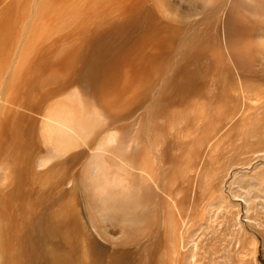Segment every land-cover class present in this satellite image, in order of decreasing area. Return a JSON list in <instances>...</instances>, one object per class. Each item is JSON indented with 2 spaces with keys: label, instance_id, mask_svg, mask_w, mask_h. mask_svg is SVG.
I'll return each instance as SVG.
<instances>
[{
  "label": "bare ground",
  "instance_id": "1",
  "mask_svg": "<svg viewBox=\"0 0 264 264\" xmlns=\"http://www.w3.org/2000/svg\"><path fill=\"white\" fill-rule=\"evenodd\" d=\"M5 5L0 264H183L195 161L241 146L264 180V0H87L51 40Z\"/></svg>",
  "mask_w": 264,
  "mask_h": 264
},
{
  "label": "rangeland",
  "instance_id": "2",
  "mask_svg": "<svg viewBox=\"0 0 264 264\" xmlns=\"http://www.w3.org/2000/svg\"><path fill=\"white\" fill-rule=\"evenodd\" d=\"M21 1L4 0L0 4V8H2L4 3L8 7L14 3L13 12L17 14L15 18L19 17L20 22L16 34L19 39L27 33H33L34 30L36 34L48 30L50 34L44 38L51 40V37L66 34L69 27L72 26L71 22H74L73 19L82 17V6L87 0L85 2L82 0H45L46 4L44 0H25L24 4ZM42 2L43 5L40 6ZM15 4L17 5L15 6ZM22 4L24 7L20 8ZM70 6H73L72 9ZM76 7L81 11L78 10L77 15L71 17L70 12ZM9 8L12 9V7ZM17 39L15 36L13 40ZM10 47L13 46L10 45ZM14 51L5 57L0 56V93L12 68L10 65L13 66L17 58ZM193 100L202 102L205 99ZM229 102L230 114L232 113L235 117L240 116L243 112L240 109L241 103L238 104L232 99H229ZM1 107L0 102V111ZM238 136V132L232 131L227 140L230 141ZM187 147L189 148L186 144ZM244 150L241 146L239 148L236 146L229 147L228 152L218 144L216 149L212 150L213 154L209 152L204 161L203 159L196 160L192 170L185 173V184L189 181V185L188 183L183 186L179 185L183 176L176 184L179 186H173L171 192L177 199L185 200L191 195L194 198V210L192 208L190 214H185L186 217H183L188 220L187 225L180 224L177 229H173V237L180 241L184 235V245L187 244L188 247L181 250L184 252L183 264H264V180L257 175L254 177L255 171L247 172ZM169 163L174 165L171 159ZM181 163L184 164L183 160ZM153 164L158 169L157 159ZM170 176L171 174H168V177ZM160 227L159 223L158 231H160ZM151 240L153 241L154 238ZM252 249H255V252L251 253ZM142 254V263H145L147 253L144 251Z\"/></svg>",
  "mask_w": 264,
  "mask_h": 264
}]
</instances>
